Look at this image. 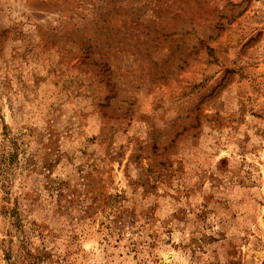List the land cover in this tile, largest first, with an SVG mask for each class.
Masks as SVG:
<instances>
[{
    "label": "rangeland",
    "instance_id": "obj_1",
    "mask_svg": "<svg viewBox=\"0 0 264 264\" xmlns=\"http://www.w3.org/2000/svg\"><path fill=\"white\" fill-rule=\"evenodd\" d=\"M0 264H264V0H0Z\"/></svg>",
    "mask_w": 264,
    "mask_h": 264
}]
</instances>
